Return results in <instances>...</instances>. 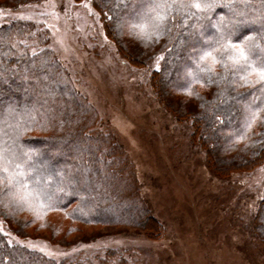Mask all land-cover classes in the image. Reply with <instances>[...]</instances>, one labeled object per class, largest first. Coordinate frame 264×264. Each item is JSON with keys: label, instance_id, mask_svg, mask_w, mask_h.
Returning a JSON list of instances; mask_svg holds the SVG:
<instances>
[{"label": "trees", "instance_id": "trees-1", "mask_svg": "<svg viewBox=\"0 0 264 264\" xmlns=\"http://www.w3.org/2000/svg\"><path fill=\"white\" fill-rule=\"evenodd\" d=\"M29 1L36 0L0 3ZM92 3L126 60L148 65L161 56L160 67L150 71L152 86L177 118L190 117L193 138L206 149L216 174L264 164V0ZM27 24L0 25V216L22 237L46 229L60 245L75 241L58 232L50 217L54 212L77 223L69 226V234L80 230L79 223L159 231L147 212L138 222L133 216L120 218L110 198L115 194L111 164L86 133L87 115L71 114L75 96L60 81L59 64L47 52L45 58L20 53L13 44ZM239 48L247 59L238 58ZM109 204L116 213L105 214ZM261 205L256 220L263 223L264 199ZM0 264L65 263L10 243L0 231Z\"/></svg>", "mask_w": 264, "mask_h": 264}, {"label": "rangeland", "instance_id": "rangeland-1", "mask_svg": "<svg viewBox=\"0 0 264 264\" xmlns=\"http://www.w3.org/2000/svg\"><path fill=\"white\" fill-rule=\"evenodd\" d=\"M12 20L28 22L16 35V50L50 54L75 96L71 114L87 115L86 133L111 164V190L119 198H110L120 218L138 222L147 212L160 229L79 223L80 230L69 234L77 223L54 212L58 232L75 241L60 245L46 229L22 237L0 216L10 243L65 264H264V225L256 220L264 164L224 177L215 173L193 138L190 117L177 118L152 86L150 71L160 67L161 56L148 65L126 60L92 0L0 3V25ZM116 206L107 205L105 214L116 213Z\"/></svg>", "mask_w": 264, "mask_h": 264}, {"label": "snow or ice", "instance_id": "snow-or-ice-1", "mask_svg": "<svg viewBox=\"0 0 264 264\" xmlns=\"http://www.w3.org/2000/svg\"><path fill=\"white\" fill-rule=\"evenodd\" d=\"M193 7L199 9L201 7V4L195 3V4H193ZM140 27H142V25ZM237 53H238V58L247 59L245 50L243 48L237 49ZM207 55L210 56L211 54L208 53ZM262 71H264V70H262ZM262 78H264V75H262ZM3 160H4V150L0 149V162H3ZM4 171H7V169L5 168Z\"/></svg>", "mask_w": 264, "mask_h": 264}]
</instances>
